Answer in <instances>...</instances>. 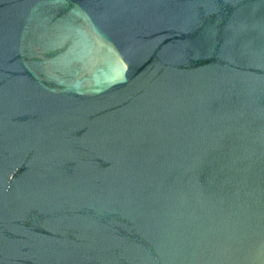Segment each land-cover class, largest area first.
I'll return each instance as SVG.
<instances>
[{
  "label": "water",
  "instance_id": "obj_1",
  "mask_svg": "<svg viewBox=\"0 0 264 264\" xmlns=\"http://www.w3.org/2000/svg\"><path fill=\"white\" fill-rule=\"evenodd\" d=\"M0 264H264V0H0Z\"/></svg>",
  "mask_w": 264,
  "mask_h": 264
}]
</instances>
